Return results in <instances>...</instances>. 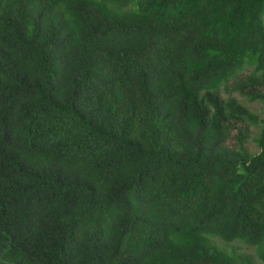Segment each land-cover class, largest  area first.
Returning a JSON list of instances; mask_svg holds the SVG:
<instances>
[{
	"label": "trees",
	"instance_id": "trees-1",
	"mask_svg": "<svg viewBox=\"0 0 264 264\" xmlns=\"http://www.w3.org/2000/svg\"><path fill=\"white\" fill-rule=\"evenodd\" d=\"M0 264H264V0H0Z\"/></svg>",
	"mask_w": 264,
	"mask_h": 264
}]
</instances>
